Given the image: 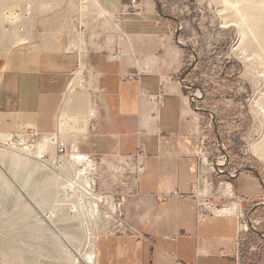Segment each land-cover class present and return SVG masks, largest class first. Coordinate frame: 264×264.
Wrapping results in <instances>:
<instances>
[{"label":"crops","instance_id":"0c3cea01","mask_svg":"<svg viewBox=\"0 0 264 264\" xmlns=\"http://www.w3.org/2000/svg\"><path fill=\"white\" fill-rule=\"evenodd\" d=\"M127 1L88 0L82 41L73 31L76 0L34 3L18 44L0 59V133L58 132L64 144L75 142L80 151L94 154L143 150L138 194L125 203L126 219L141 236L98 235L95 264H236L237 219H196L198 123L171 20L156 0H143L141 13L122 16L123 36L116 40L105 32V20H94L93 12L118 13ZM81 60L89 81L74 95L69 81ZM241 174L264 190L256 175L239 171L234 188L240 196ZM122 179L103 174L98 188L124 191ZM174 190L178 196L170 195ZM162 194L169 196L161 200ZM250 197L244 198L264 201V194Z\"/></svg>","mask_w":264,"mask_h":264},{"label":"rangeland","instance_id":"374dc122","mask_svg":"<svg viewBox=\"0 0 264 264\" xmlns=\"http://www.w3.org/2000/svg\"><path fill=\"white\" fill-rule=\"evenodd\" d=\"M8 1L0 0V59L18 44L20 26L31 18L15 14L20 3ZM158 1L183 49L186 91L197 95L196 114L206 134L207 152L222 141L229 153L226 171L242 169L264 180V63L254 56L255 42L247 41L245 48L239 45L237 13L223 0ZM249 23L264 33V18H251ZM87 86L80 88L75 82L69 91L76 95ZM28 139L27 134L0 133V264H88L86 256L94 259L99 231L80 208L69 206L72 199L36 159V139L33 147ZM238 185L244 197L264 194L243 174ZM214 190L204 184L200 192L213 199ZM254 208L260 232L248 238L252 246L264 234V205Z\"/></svg>","mask_w":264,"mask_h":264},{"label":"built area","instance_id":"2783aa9c","mask_svg":"<svg viewBox=\"0 0 264 264\" xmlns=\"http://www.w3.org/2000/svg\"><path fill=\"white\" fill-rule=\"evenodd\" d=\"M38 0H28L13 9L15 14H21L23 18H29L33 12V5ZM50 3L56 0H48ZM143 0H128L125 2L118 13H109L107 11L93 12L94 20H105L108 28L105 32L116 33L117 37L123 36L119 27V21L122 16L139 14L142 10ZM159 4V1L156 0ZM77 11L73 17V31L75 37L82 41L86 33V28L82 23L84 14L88 11V0H76ZM160 8V5H159ZM98 30L102 28L96 24ZM97 32V31H96ZM96 32H94L96 34ZM118 38V39H119ZM81 45L76 46L78 49ZM79 50V49H78ZM76 72L81 76L76 85L81 88L87 86L88 75L85 67L81 68V63L70 77L74 78ZM68 83V85H69ZM68 87V86H67ZM185 89L188 88L184 84ZM196 94L188 95L189 102L193 111V118L198 123V177L193 188V194L196 198V219L205 220L209 215H231L237 219L238 229L236 236V264H262L264 257V234L252 246L248 238L259 233L260 221L255 218L254 206L264 205L262 203H253L240 196L234 188V180L242 169L225 170V163L228 162L229 153L222 141L215 142V148L207 152L205 145L206 134L202 130L199 116H197L198 107L195 103ZM27 144L33 147V142L37 141L44 134L35 130L28 134ZM30 140V141H29ZM50 146L41 153L36 152L38 159L46 166L56 177L58 189L64 194H68L73 203L69 204L71 208H80L84 215L91 219L93 226L98 229L99 235H137L141 233L131 225L125 216V203L129 196L137 195V184L139 177L144 173V153L141 148L134 154H94L82 152L78 149L75 142L64 144L59 140L58 132L51 134ZM211 169L210 172H207ZM103 174L117 175L123 179L121 183L125 190L120 192H102L98 188L99 177ZM259 182L264 186V180L259 178ZM204 184L210 186L212 191L215 186L216 197L203 196L200 192ZM170 195H177L174 190ZM169 194L160 195L161 200L167 199ZM231 204L237 205V208L230 210ZM254 204V205H250ZM243 226V227H242ZM259 235V234H257ZM225 255V252H221ZM183 264V263H177Z\"/></svg>","mask_w":264,"mask_h":264},{"label":"bare ground","instance_id":"6f19581e","mask_svg":"<svg viewBox=\"0 0 264 264\" xmlns=\"http://www.w3.org/2000/svg\"><path fill=\"white\" fill-rule=\"evenodd\" d=\"M223 4L237 13L238 20L236 22L240 30L239 45L244 47L247 41L253 40L257 46L254 56L259 57L262 63H264V33L262 31L260 33L257 31L258 25L249 23L251 18L255 20L264 18V0H223ZM80 76V72H76L74 78L71 80L69 88L79 80ZM50 137L51 135H42L36 145L37 154L52 146ZM234 208L236 209L237 205L231 204L230 210L233 211ZM94 244L95 240L93 242V245ZM86 257L88 264H95L92 254H88Z\"/></svg>","mask_w":264,"mask_h":264}]
</instances>
